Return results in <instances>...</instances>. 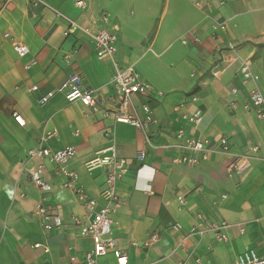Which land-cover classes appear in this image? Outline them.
Returning a JSON list of instances; mask_svg holds the SVG:
<instances>
[{"label":"crops","instance_id":"obj_1","mask_svg":"<svg viewBox=\"0 0 264 264\" xmlns=\"http://www.w3.org/2000/svg\"><path fill=\"white\" fill-rule=\"evenodd\" d=\"M42 1L34 7L29 0H0V264H71L72 256L82 264L92 247L73 224L74 217L87 221L89 212L63 187L53 164L30 160L29 150L40 146L76 148L70 168L98 208L105 204L109 167L89 170L87 164L110 148L127 159L112 235L128 264H234L253 248L264 256V118L243 108L253 89L264 94V0H83L84 9L78 0ZM71 22L76 31L66 35ZM102 29L116 34L118 51L100 60L93 36ZM5 34L28 46L27 58L17 56ZM235 54L251 63L256 81L242 83L237 60L223 67V58ZM129 65L164 93L136 97L127 109L133 117H143L142 104L152 109L156 121L146 131L118 124L110 113L115 69ZM72 74L95 91L93 106L69 102L67 90L60 91ZM198 109L203 120L194 128L183 115ZM52 132L57 135L47 138ZM180 136L212 144L208 160L176 163L183 154ZM222 137L229 152L217 149ZM254 146L257 154L249 152ZM245 153L252 166L240 176L230 164ZM39 163L53 186L48 195L29 176ZM41 205L60 215L61 229L43 230L36 215ZM213 225H226V242L217 239ZM96 264L117 262L109 253Z\"/></svg>","mask_w":264,"mask_h":264},{"label":"built area","instance_id":"obj_2","mask_svg":"<svg viewBox=\"0 0 264 264\" xmlns=\"http://www.w3.org/2000/svg\"><path fill=\"white\" fill-rule=\"evenodd\" d=\"M31 4L36 7L41 4L42 0H29ZM76 5L82 9L85 8L86 4L83 0H78ZM60 15V14H59ZM76 25L71 22L66 35H71L76 31ZM89 33V30H84ZM5 38L12 40L13 50L20 59L28 57L30 50L28 46L14 40L10 34H5ZM95 42L96 56L102 60L105 58H111L116 55L117 48V36L114 32L102 29L99 30L93 36ZM76 52H74L75 54ZM235 58L226 56L222 60L223 67L230 66L234 61H239V76L243 84L254 82L257 80V75L253 71L252 65L248 60L242 59L239 55L235 54ZM73 55L67 56L68 62L71 61ZM36 61L31 62L26 66L29 69L35 65ZM113 89L115 92V106L110 111L113 114L116 123L127 124L138 130L146 131L155 123V116L152 109L147 104H142L140 110L143 113V117H133L127 113V109L131 106L133 99L136 97H160L164 96V93L155 90L153 86L144 81L138 71L133 65L126 66L124 68L117 67L113 75L112 80ZM33 89H36L35 87ZM66 91V98L69 102L79 101L85 107H91L95 104L96 95L95 91L90 88H86L79 75L72 74L66 82L60 88V91ZM234 95H237L239 89L234 86L231 90ZM50 94L48 97H50ZM44 98V101L47 98ZM198 97L196 95L191 96V101L196 102ZM243 108L247 112H254L260 118H264V94L258 89H253L248 98L243 103ZM184 119H187L194 128L198 127L203 120V113L201 110H195L190 115H183ZM14 119L19 126H25V120L14 113ZM56 132L47 134V138L56 136ZM183 141L180 144L183 150L182 156L175 159L176 163L183 164L186 166H194L208 160L209 152L212 149V144L208 141L197 139V138H184L180 136ZM147 144H151L150 137L147 136ZM217 149L221 152H229L231 149L228 138L222 137L217 142ZM259 148L254 146L249 152L257 154ZM30 160L47 161L55 166V175L63 179V187L76 194L79 202L89 212V219L83 221L78 217L73 218V224L78 228V235L82 239H90L92 247L90 250L85 252L82 264H96L97 261L111 253L117 264H128V254L117 247L116 239L112 235L113 231V216L120 207V200L117 196L116 190L118 183L129 172V163L127 159L120 158L114 148H110L103 152L101 157L93 160L87 164L89 170H93L100 166L109 167V171L102 187L101 196L105 204L98 208L96 200L90 198L85 192L83 187L79 183V175L76 171L70 168V163L76 156V148L74 146H68L64 149L53 151L44 146H40L35 149H31L28 152ZM146 156L145 151H141L138 158L143 160ZM253 158L245 153L239 155L231 164L230 168L237 175L246 174L252 166ZM45 165L39 163L29 169V176L33 185L41 191L43 195H48L53 192V186L48 183L45 179ZM181 203L184 202L183 198H179ZM36 215L40 218L43 230L47 233H53L61 229L64 225L60 215L50 213L49 210L41 205L36 210ZM226 225L221 227L211 226V230L217 231V239L221 242L227 241V236L223 233L222 229ZM157 235L154 234L151 237V241H156ZM36 248H43L46 253L49 252V247L38 243L35 245ZM71 264H80L79 259L76 256L71 257ZM234 264H264V256L260 255L257 249H248L243 253L239 254L234 260Z\"/></svg>","mask_w":264,"mask_h":264}]
</instances>
